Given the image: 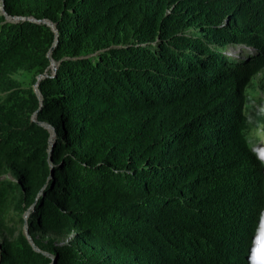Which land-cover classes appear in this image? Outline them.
Instances as JSON below:
<instances>
[{"label":"trees","instance_id":"obj_1","mask_svg":"<svg viewBox=\"0 0 264 264\" xmlns=\"http://www.w3.org/2000/svg\"><path fill=\"white\" fill-rule=\"evenodd\" d=\"M2 1L0 264H259L264 0Z\"/></svg>","mask_w":264,"mask_h":264},{"label":"rangeland","instance_id":"obj_2","mask_svg":"<svg viewBox=\"0 0 264 264\" xmlns=\"http://www.w3.org/2000/svg\"><path fill=\"white\" fill-rule=\"evenodd\" d=\"M242 50H243L242 48H232L231 52L234 53L235 55H240L242 54ZM51 69L53 72L55 70V66H51ZM246 95H247V99L245 100H248L247 107H246V114L250 118L248 119V122L251 121L253 123L251 124V128H250L251 129L250 130L251 143L254 146L258 144H263L264 143V128H263V125H258L255 122L256 121L255 116H257L259 113H261L264 116V72H262V74H260L259 76H257L251 81V83L246 89ZM258 147L260 148L259 145ZM3 178H5V176H3ZM27 212L23 217L25 222L28 219L32 210L29 209ZM8 217L9 218L13 217L12 209L9 212ZM14 220L15 219L9 221V227L16 226L15 227L16 232H18L21 229L24 230L25 232V227H23V224L21 223L15 224ZM74 234L75 233H64V234L50 233V234H43V235L47 239L54 238L58 241L59 244L63 245L69 242L70 239L74 236ZM6 236H7V233H4L2 231L0 232V243ZM262 236H264V228L259 233L258 238H261Z\"/></svg>","mask_w":264,"mask_h":264},{"label":"water","instance_id":"obj_3","mask_svg":"<svg viewBox=\"0 0 264 264\" xmlns=\"http://www.w3.org/2000/svg\"><path fill=\"white\" fill-rule=\"evenodd\" d=\"M1 2H2L1 10H2V11L4 12V14L6 15L5 10H4L3 1L1 0ZM7 18H8V19H11V18L8 17V16H7ZM12 20L19 21V20H25V19H24V18L15 17V18H13ZM44 23H46V24H48L50 27H52L53 30L57 33V30L55 29V26H54L53 24L48 23V22H44ZM54 47H55V46H54ZM54 47L50 50L49 56H50V54L52 53V51L54 50ZM51 66H55V70L53 71V72L55 73V72L57 71V69H58V66L56 65V63H55L54 61H52V65H51ZM45 76H47V75L45 74V75L42 76V77H45ZM42 77H41V78H42ZM41 78H40V79H41ZM35 90H36V93L38 94V96L40 97V100H41V102H42L41 95H40V93H39V91H38V85H36ZM45 127H47V128H51L50 126H46V125H45ZM51 130H52V132H53V136H52L51 144H53V142H54L53 139H54L55 134H54V129L51 128ZM51 176H52V175H51ZM27 213H28V212H27ZM26 222H27V220H26ZM26 222H25V235H26V237L28 238V240H29L30 244L32 245V247L34 248V250L37 251V252H40V249H38V247L35 245L34 241L32 240V238H31V236H30V234H29V230H28V226H27ZM49 256H50V255H49Z\"/></svg>","mask_w":264,"mask_h":264},{"label":"clouds","instance_id":"obj_4","mask_svg":"<svg viewBox=\"0 0 264 264\" xmlns=\"http://www.w3.org/2000/svg\"><path fill=\"white\" fill-rule=\"evenodd\" d=\"M235 48V47H234ZM236 48H242L243 50H242V54H240V55H235L234 53H232V52H230V54L232 55V56H234V57H241V56H244V55H247V52H249V53H251L252 52V49L251 48H245V47H236ZM232 49V48H231ZM231 49H230V51H231ZM247 51V52H246ZM264 72V71H263ZM260 74H262V73H260ZM259 74V75H260ZM258 75V76H259ZM257 77V76H256ZM251 83V82H250ZM249 86V85H248ZM246 107H247V104H246ZM245 112H246V110H245ZM259 115H261V113H259L257 116H259ZM246 116H247V114H246ZM257 116H255V118H256V120H257ZM248 119H250L249 117H248ZM250 121V120H249ZM256 122V121H255ZM253 124V123H252ZM258 145L260 146V148L258 147ZM258 145H252L253 147H254V149H255V151H256V153H257V155H258V157H259V159L261 160V161H263L264 162V143L263 144H258ZM264 228V225L262 226V229ZM262 229L256 234V237H255V239H254V242H253V248H255L256 246H257V242H258V235H259V233L262 231ZM252 248V249H253ZM257 261H258V263L259 264H261V261L259 260V259H256Z\"/></svg>","mask_w":264,"mask_h":264},{"label":"snow or ice","instance_id":"obj_5","mask_svg":"<svg viewBox=\"0 0 264 264\" xmlns=\"http://www.w3.org/2000/svg\"><path fill=\"white\" fill-rule=\"evenodd\" d=\"M250 251L253 260L259 259L264 264V236L258 239L257 246Z\"/></svg>","mask_w":264,"mask_h":264},{"label":"bare ground","instance_id":"obj_6","mask_svg":"<svg viewBox=\"0 0 264 264\" xmlns=\"http://www.w3.org/2000/svg\"><path fill=\"white\" fill-rule=\"evenodd\" d=\"M0 11H2V10H1V4H0Z\"/></svg>","mask_w":264,"mask_h":264}]
</instances>
